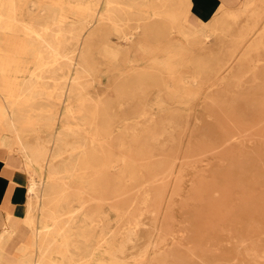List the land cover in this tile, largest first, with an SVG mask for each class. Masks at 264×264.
Masks as SVG:
<instances>
[{
	"label": "rangeland",
	"instance_id": "rangeland-1",
	"mask_svg": "<svg viewBox=\"0 0 264 264\" xmlns=\"http://www.w3.org/2000/svg\"><path fill=\"white\" fill-rule=\"evenodd\" d=\"M74 1L90 5L94 10L92 15H65V26L74 22V31L86 37L83 43L86 63L71 71L67 68L73 67L64 62L66 70L37 78L38 87H43L44 97L49 99L38 103L52 108L45 115L49 120L38 124L36 114L23 113L19 128L24 130L21 133L25 134L33 154L38 157L43 153L48 157L56 150L54 136L68 123H82V127L68 132L66 141L70 145L86 141L84 130L88 131L92 109L98 105V121H108L110 142L123 144L124 153L138 162L134 165L138 168L137 179L125 187L108 184L110 198L105 207L110 212L115 242L119 245L124 240L125 251L117 256L103 246L95 247V263L264 264V140L261 138L264 125L249 127L253 121L247 115L255 106L264 107V103L253 104L264 101V0H258L263 13L254 24L246 15L238 21L230 20L229 35L222 38L218 33L202 48L190 41L197 30L189 29L186 21L181 27H174L162 15L155 18V14L144 13L166 11L168 8L161 6L159 0H136L137 5L127 4L128 0L112 4L107 0ZM224 4L236 5L237 0ZM219 14H212L210 19ZM103 15L112 16L118 24L103 21ZM87 16L93 21L90 30L84 20ZM247 23L251 26L250 35L239 40L234 36L235 30ZM137 26L141 29L128 50L120 29L134 31ZM202 26L205 27L204 22ZM255 40L261 44L244 53ZM169 53L170 64L160 65L157 59ZM39 60L35 53L0 42V72H11L7 76L10 82L24 81L31 71H38ZM76 73L80 74L81 84L72 93L71 105L76 108L83 98L85 106L80 105V111L72 117L64 114L69 103L63 101L66 96L62 91L70 92L68 77ZM63 80L67 82L64 88ZM0 101L6 102L1 93ZM237 112L246 115L240 119ZM227 114L236 115L229 119L225 117ZM50 115L61 118L53 122ZM238 129L242 136L240 145L215 154L212 149H205ZM16 135L7 118L0 127V146L22 158L28 180L31 174L44 177L53 164L62 165L65 160H71L70 170L64 174L70 184L69 204L77 205L81 196L73 194L76 180L73 168L78 154L75 152V156L66 159L58 156L53 164L47 158L44 173L36 174L38 166L26 164L27 157L15 144ZM234 137L240 138L238 133ZM159 156L167 160L168 169L166 177L156 181L153 166L150 171L141 168L144 160L153 165ZM62 167L67 169L65 165ZM226 181L235 186L231 189L232 199L224 203L220 197ZM111 192L120 195L111 197ZM247 194L253 197L247 198ZM203 212L200 220L206 227L199 228L197 219ZM136 221L140 222L138 231H130ZM21 233L24 235H17L8 250H16L29 241L23 223ZM127 234L133 238L127 241ZM144 251L145 256H139Z\"/></svg>",
	"mask_w": 264,
	"mask_h": 264
},
{
	"label": "bare ground",
	"instance_id": "bare-ground-1",
	"mask_svg": "<svg viewBox=\"0 0 264 264\" xmlns=\"http://www.w3.org/2000/svg\"><path fill=\"white\" fill-rule=\"evenodd\" d=\"M159 1L161 6H166L168 9L162 12L155 10L153 13L152 11H146L144 13L155 14V16L147 15L146 17L153 16L157 18L158 14L162 15V18L169 21L174 27H181L185 21L192 20L193 15H188L190 6L193 3L191 0ZM113 2L119 3L120 1L107 0L108 4ZM136 3V0L127 1V4L130 5H137ZM80 4L82 3L74 0L68 2L60 0H0V42L9 43L11 47L17 46L25 52L35 53L40 59L38 71H31L24 81L16 80L10 82L7 80V76L12 73L9 71L0 72V93L6 101H0V127L8 118L10 127L17 134L15 144L18 150L27 157L26 164L38 166L36 174L38 171L44 173L43 167L47 158H49L47 162H52L58 156L66 159L72 155L75 156L74 154L77 153L76 160H74L75 168H73L76 174L73 194L80 193L81 196L77 205L71 206L69 204L68 200L71 195L70 184L64 172L70 170L69 165L72 163L70 159L65 160L62 165L58 163L57 166H54L52 162V170L47 174L44 173V177L40 175L38 178L36 175L31 174L25 191V215L24 221H22L23 227L27 232L25 236L29 238V241L20 244L16 250H8L14 238L17 235L22 237L24 234L21 233V226L16 229L6 224L0 231V264H96L94 261L95 247L103 246L106 250H110L109 252L113 255L125 251L124 240L119 245L115 242L114 236L116 234L112 231L109 218L110 212L105 207L107 199L110 198L108 184H112L115 188L125 187L126 183L137 179L136 172L138 168L134 165L138 162L129 159L128 155L124 153L123 144L113 145L110 142L108 138V121H98V105L92 109L88 121V131L84 130L87 135L86 141L77 145H70L66 141V134L71 132V130H80L82 123H68L66 127L61 128L54 136L53 142L56 150L53 151L52 155L49 154L48 157L43 153L38 157L34 155L31 147L26 142L25 134H23L24 130L21 131V128H19L23 113L28 115L31 113L36 114L37 118L35 121L38 124L39 121L44 120L47 123L49 120L45 118V115L48 111L51 112L52 108L48 105H43V103L42 105L38 103L40 100L47 102L49 99L44 97L43 87H38L37 78L50 76L58 70H66L64 62L73 67L67 68V70L71 71L75 70L79 65L84 66L86 63V50L83 46L86 37H84L82 32L74 31V22L71 23L72 25L65 26V15L67 13L77 16L93 14L94 10L90 8V5L87 6L85 4L86 6H83ZM200 5L204 7L203 11H206V15L200 16L205 27L197 30L190 37V41L195 42L200 48L206 46L204 43L218 33L223 36L222 38L228 36L230 28L228 21H238L241 16L246 15L248 20L251 18L254 21V24L258 20L259 14L263 13L262 4L258 3V0H237L236 5L219 4L212 9L209 8L207 2L206 9L203 4ZM171 7L174 9H170ZM217 12H220V16L218 15L211 20L210 16ZM101 19L103 21L111 20L112 23H116L112 16L103 15ZM84 20L88 24L87 29L90 30L93 21L89 16L85 17ZM140 29L139 26L135 27L134 31L120 29V37L125 40L128 50L135 42ZM250 29L251 26L248 23L239 26L235 30L234 36L239 40L244 39L250 35ZM66 30L69 31V34H65ZM258 37H262V35ZM260 44L261 42L255 40L254 43L249 44L251 48L244 53H250ZM123 50H126L124 46ZM170 56L171 54L169 53L166 57L157 60L160 61V65L168 66L170 64ZM47 72L48 75H46ZM79 78V73H76L73 77L69 76L68 79L70 80L67 82L68 87H71L70 92L65 90L62 91L63 93L61 92L66 96L63 101H68L67 103H69V105L65 106L64 114L67 113L72 117L80 111V105L84 104L85 106L83 98H81L80 105H77L76 108L71 105L73 101L72 93L76 86L81 84ZM67 82L63 80L61 87H66ZM55 86L58 87L57 84ZM52 97L59 99V96L55 97L53 95ZM259 103H264V101L253 102V104ZM38 108H40V112H37ZM218 110L220 109L218 108ZM237 114L239 115L238 118L241 119L244 118L246 112H237ZM232 115L236 114H227L225 117L230 119ZM247 115L253 121V124L249 127L264 125V107L255 106L251 108L250 112H247ZM59 118L61 117L50 115V120L53 122ZM27 121L31 120L28 119ZM233 126L237 127L239 125L235 124ZM239 129L234 134L231 133L221 137L216 145L205 149H212V154H215L219 151H226L236 144L240 145L242 136ZM236 133H238L240 138L234 137ZM261 138L264 140V134H261ZM41 150H43V147H41ZM166 161L162 156H159L153 165L144 160L142 162L144 166L141 169L147 168L150 171L153 166L155 168L154 175L155 177L157 176L155 180H163L168 169ZM119 162L121 164L118 165ZM64 165L67 168L65 170L62 167ZM54 183L57 184L55 187ZM87 184L88 187H86ZM224 185L226 187H222L223 195L220 198L225 203L232 199L231 189L235 185L230 186L229 181H226ZM142 187L144 186H140L139 189H142ZM111 193V197L120 195L118 192ZM251 197L253 195L247 196V198ZM224 203H222V206ZM203 214L205 213L200 214L197 219V222H200L199 228L202 225L206 227V223L202 224L203 220H200ZM221 215L224 216L223 211H221ZM139 226L140 222L136 221L129 230L138 231L137 228ZM126 237L127 241L133 238L132 234H127ZM254 248L255 246H253ZM145 254V251L139 252V256H145ZM133 258L136 259L137 256L133 255Z\"/></svg>",
	"mask_w": 264,
	"mask_h": 264
},
{
	"label": "crops",
	"instance_id": "crops-1",
	"mask_svg": "<svg viewBox=\"0 0 264 264\" xmlns=\"http://www.w3.org/2000/svg\"><path fill=\"white\" fill-rule=\"evenodd\" d=\"M191 1L193 3L188 15H191L192 12L193 17L192 20H187V25L191 30H199L203 28L200 16L204 13V7L200 4H203L206 9V2L210 8L212 4L224 5L228 0ZM22 162L20 156L7 152L0 146V231L6 224L19 229L25 215V191L28 178ZM7 216L9 217L7 218Z\"/></svg>",
	"mask_w": 264,
	"mask_h": 264
}]
</instances>
